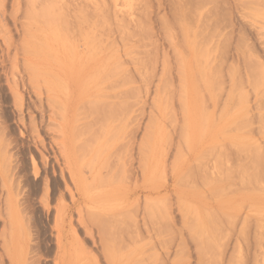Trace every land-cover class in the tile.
Listing matches in <instances>:
<instances>
[{
    "label": "rangeland",
    "instance_id": "obj_1",
    "mask_svg": "<svg viewBox=\"0 0 264 264\" xmlns=\"http://www.w3.org/2000/svg\"><path fill=\"white\" fill-rule=\"evenodd\" d=\"M236 161L264 171V0H0V264H264L263 222L204 212Z\"/></svg>",
    "mask_w": 264,
    "mask_h": 264
},
{
    "label": "bare ground",
    "instance_id": "obj_2",
    "mask_svg": "<svg viewBox=\"0 0 264 264\" xmlns=\"http://www.w3.org/2000/svg\"><path fill=\"white\" fill-rule=\"evenodd\" d=\"M85 19H87V20H85ZM88 19L89 18H87V17L84 18V20H85L84 22H87ZM56 52H57V50H53L52 54L55 55ZM55 56H58V57L53 58V61L56 60L57 65L58 64L62 65V63H61V61H62L61 52ZM75 70L76 69L72 70V68H71V70L69 71L71 73V75H70V73H66V75H68L67 80L74 87V89L76 88L79 90L81 88L79 87L80 86L79 84H78L79 86L77 85V77H75L77 72L75 73ZM62 74H63V72H62ZM81 81H82V79H81ZM78 83H80V82H78ZM79 91L81 92V90H79ZM80 92H78V93L80 94ZM226 160L227 159H225V161L223 160V162H226ZM240 161H242V160H240ZM240 161L239 162L236 161V162H238V166H239L238 168H236L235 166H232L231 168H229L228 166L225 167V165H227V163L225 165L223 164V167H225V172H224L225 174L222 175L223 177H221L219 179V181L216 180V182L217 181L220 182V184H218L219 187L216 191L214 190L212 192V193H216V194L214 195V197H211L212 201L208 203L210 206H204V212L207 208L210 209V211L207 209V211L210 213H208L206 211L205 214L208 213V217L209 216L212 217L214 219V221H216V220L222 221L223 220L226 222L227 225H230V226H235V225L239 224L240 225V228L238 230L240 232L239 235L243 234V236H245L244 235V233L246 232L245 224H246L248 219L251 221H254L256 226H257V223L260 226H261L262 222L264 224V215H262L263 214L262 209L264 208V206L262 205V202H263L261 199L262 197L259 195V194H261L262 196H264V171H261V169H260V172H259L257 166L255 167V165H247V163H244V162H243L244 163L243 164V163H240ZM235 165H237V163H235ZM228 169L231 171L232 170L235 171V174H234V172L231 174V171L229 172ZM210 170L212 171V168L209 169L208 171L210 172ZM221 174H223V173L221 172ZM208 177L211 181L208 178H206V180H208L209 182H215L213 180L216 178H214L212 175L211 176L208 175ZM235 195H237L238 198H243L246 195L249 196L248 202L245 206L244 215L239 214L238 210H232L229 207L232 204V202L236 199ZM252 216H254V217L252 218ZM255 216H256V218H255ZM177 232H179V231L177 230ZM257 237L260 239V241H261V239L264 241V231L257 232ZM259 247H261V246L259 245ZM255 248H257V247H255Z\"/></svg>",
    "mask_w": 264,
    "mask_h": 264
}]
</instances>
